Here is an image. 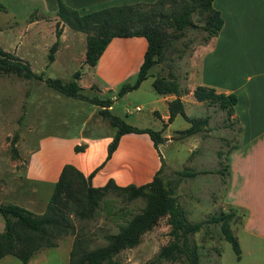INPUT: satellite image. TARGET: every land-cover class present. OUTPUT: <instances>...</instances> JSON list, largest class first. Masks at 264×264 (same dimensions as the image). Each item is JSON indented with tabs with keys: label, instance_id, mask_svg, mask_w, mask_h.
<instances>
[{
	"label": "rangeland",
	"instance_id": "374dc122",
	"mask_svg": "<svg viewBox=\"0 0 264 264\" xmlns=\"http://www.w3.org/2000/svg\"><path fill=\"white\" fill-rule=\"evenodd\" d=\"M182 2L167 0L165 12L169 14L171 10L180 8ZM0 9V49L29 64L36 74L43 76L42 81L27 80L0 72V205H26L28 196L23 194L33 188L28 181L29 174H35L37 158H45L43 154L46 149H52L53 138L75 142L76 139L114 136L117 132L110 120L101 115V108L89 101L61 95L47 86V79L70 82L74 74L80 71L82 77L78 83L83 88L84 96L89 99H111L114 101L111 110L113 115L131 126L145 127L154 108L161 112L167 111L153 87L154 76H169L172 73L178 78L180 86L186 87L187 62L195 46L202 43L206 36V32L202 31L206 17L198 14L192 18L193 27H189L178 39L176 36L179 33L165 25L163 30L168 41L164 59L151 70L149 78L139 89L118 97L125 84L133 85L138 78L147 50L146 39H115L102 59V76H93V71L85 65L86 35L68 26L63 27L55 61L49 62L50 49L56 42V25L60 21L56 14L59 10L58 0H0ZM186 105L187 113L192 118L203 117L207 110L212 118L209 126L214 137L206 138L207 135L198 134L186 140L178 139L180 135L177 132L190 127L182 116L177 117L170 130H167V125L160 124L154 130L161 131L163 136H170L165 142L166 146H159L164 157L160 177L165 187L177 197L189 222H206L220 210L230 209L225 202L227 186L217 172L228 163L230 147L239 143L240 128L237 124H230L231 118L217 107L213 109L208 106L205 110L188 102ZM159 111L153 114L157 117ZM78 147L85 148V145L81 143ZM184 170L212 173L193 179L176 175V172ZM79 191L80 185L76 183L69 190L72 196H77ZM48 199L42 205L32 206L36 215L45 212ZM145 207L144 199L129 201L127 194L110 189L99 201L91 219H81L74 213L70 216L76 234L84 236L89 249L94 250L107 246L106 238L117 235ZM241 212L239 215H242ZM242 223L243 216H240L232 228L240 244L247 238L245 233H240ZM170 230L167 218H162L153 231L143 236L137 247L121 252L115 260L119 264H149L172 241ZM4 232L5 220L0 215V235ZM74 240L75 236L58 239L57 247L60 249L38 252L31 259V264H62L69 260ZM190 240L192 245L199 248L202 264H264L263 242L257 241L255 250L252 243L241 244L242 255L238 259L232 245L224 240L218 225L204 228L191 236ZM0 264L23 263L16 257L6 256Z\"/></svg>",
	"mask_w": 264,
	"mask_h": 264
},
{
	"label": "trees",
	"instance_id": "16d2710c",
	"mask_svg": "<svg viewBox=\"0 0 264 264\" xmlns=\"http://www.w3.org/2000/svg\"><path fill=\"white\" fill-rule=\"evenodd\" d=\"M167 0H158L152 4L121 5L98 11L81 14L78 10L68 7L63 0H58L59 10L57 16L60 21L56 25V42L50 49L49 62L55 61V55L60 48L63 27L68 26L76 32L86 35L85 65L96 67L105 53L107 47L116 38H144L147 40V50L140 67L135 84H125L118 93L122 97L130 91L139 89L149 76L151 70L164 59L167 50L168 36L164 32L165 25L174 28L181 37L189 28L193 27L192 18L198 14L205 18L202 31L206 32L203 43H208L221 32L224 21L220 12L213 8L215 0H182L180 8L166 13L164 8ZM1 12V9H0ZM0 72L14 74L27 80H43L42 75L36 74L29 64L17 59L12 54L0 49ZM82 74H74V79L65 82L62 79H47V86L69 98L89 101L90 104L101 108V115L109 119L112 126L117 129L112 143L108 147L107 160L117 150L120 140L128 134H147L158 150L160 145L167 141L161 131L151 128L139 129L127 124L122 118L111 113L114 103L111 99L101 100L97 97L87 98L82 94L83 88L79 85ZM153 87L158 95H175L177 98L168 104L169 123H173L178 116L188 119L184 104L180 97L189 93L187 89L181 90L178 78L174 74L169 76H154ZM194 97L199 102L215 106L225 112L229 118L234 114L238 97L235 94H219L213 88L198 86L194 90ZM209 117L204 119H190L189 129L177 132L178 139H187L202 133L208 126ZM231 121V120H230ZM84 147H76L77 152L84 151ZM224 169L218 170L226 186L230 180V162ZM106 163V162H105ZM98 168L90 177L86 178L72 165H66L54 186L53 194L47 208L42 215L16 205H0V215L5 220V232L0 235V260L6 256H13L27 264L35 254L40 251L57 247V240L66 236H75L73 249L70 253L69 264H119L115 259L123 251L137 247L145 234L153 231L162 218H167L171 227L169 236L172 241L164 246L159 254L149 264H162L163 262L183 261L185 264H202L199 248L191 244L190 237L200 233L210 225H218L229 242L238 259L241 258V248L238 238L233 232V225L240 218V210L231 207L228 211L222 209L206 222L191 223L172 190L165 187L160 177L162 167L153 181L142 185H129L120 187L110 181L102 188L91 185L93 176L105 165ZM209 171L184 170L176 172L180 178H196ZM79 184L80 191L72 196L69 190L72 184ZM127 194L129 201L144 199L146 207L142 213L134 216L125 227L121 228L115 236H108L107 246L94 250L89 249L88 241L84 236L76 234L71 220V213L81 219H91L99 201L108 190ZM243 216L245 213L241 212ZM221 256V252L219 253Z\"/></svg>",
	"mask_w": 264,
	"mask_h": 264
},
{
	"label": "crops",
	"instance_id": "0c3cea01",
	"mask_svg": "<svg viewBox=\"0 0 264 264\" xmlns=\"http://www.w3.org/2000/svg\"><path fill=\"white\" fill-rule=\"evenodd\" d=\"M63 1L68 7L86 14L121 5L152 4L158 0ZM213 8L220 12L224 21L223 28L219 35L208 43L202 41L195 46L193 55L187 62L186 87L180 86L181 90L187 89L189 93L182 94L180 99L184 104L187 123L190 124L189 120L193 118L187 113V102L194 107H204L205 110L209 106L195 99L194 90L198 86L213 88L219 94H235L238 97L230 124H237L240 128V141L229 149L230 180L225 192V202L230 208L245 213V216L239 215L243 216V228L240 233L247 235L244 242L252 243L255 250L257 241L264 243V0H215ZM114 41L115 39L107 49ZM107 49L97 66L90 67L93 76H102L101 63ZM159 96V101L167 111L161 112L154 108L145 127H133L152 129L154 126L159 128L160 124H165L168 126L167 130H170L172 123L168 121V104L177 96ZM210 107L217 109L215 106ZM154 111L160 112L157 117L153 114ZM203 114V117L195 119L209 117L210 123L212 118L207 110ZM210 129L208 124L200 134L213 138L214 134ZM114 136L111 134L109 137H89L76 139L75 142L53 138L52 149H46L43 154L46 155L45 158H37V165L34 164L35 174H29L28 181L33 188L23 194L28 196L25 199L26 205L19 206L33 212L32 206L46 203L47 199L51 198L54 186L66 165L74 166L88 178L106 162L91 179L94 188H102L110 181L120 187L142 186L152 182L162 167L164 157L159 149L155 148L149 135H124L111 159L106 161L108 147ZM163 137L170 138L169 135ZM81 143L85 145L84 151L76 152V147ZM58 248L60 249L56 247ZM69 261L70 255L69 260L62 264H69ZM27 264H31V260Z\"/></svg>",
	"mask_w": 264,
	"mask_h": 264
},
{
	"label": "built area",
	"instance_id": "2783aa9c",
	"mask_svg": "<svg viewBox=\"0 0 264 264\" xmlns=\"http://www.w3.org/2000/svg\"><path fill=\"white\" fill-rule=\"evenodd\" d=\"M138 111H140L141 109L140 108H137Z\"/></svg>",
	"mask_w": 264,
	"mask_h": 264
},
{
	"label": "water",
	"instance_id": "95a60500",
	"mask_svg": "<svg viewBox=\"0 0 264 264\" xmlns=\"http://www.w3.org/2000/svg\"><path fill=\"white\" fill-rule=\"evenodd\" d=\"M152 129L154 130V129H155V126H154V127H152Z\"/></svg>",
	"mask_w": 264,
	"mask_h": 264
}]
</instances>
